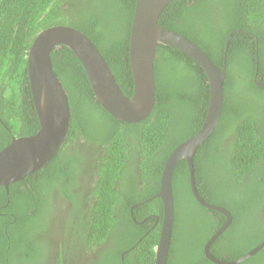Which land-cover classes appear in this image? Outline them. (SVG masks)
<instances>
[{
    "label": "trees",
    "instance_id": "16d2710c",
    "mask_svg": "<svg viewBox=\"0 0 264 264\" xmlns=\"http://www.w3.org/2000/svg\"><path fill=\"white\" fill-rule=\"evenodd\" d=\"M134 1L0 0V118H6L4 122L11 128V132L6 131L0 122V149L11 141V133L14 136H21L35 132L14 133L16 127L18 129L23 127L22 118L17 119V117L20 115V102L24 96L29 98L27 103L30 102V111L35 114L31 92L29 86L26 85L28 82L26 56L28 47L37 32L52 25L66 24L85 33L100 50H103V44L108 45L107 41L110 42V47L114 51L124 50L128 45V26ZM190 1L172 0L162 12L160 23L189 38L192 36L193 39H191L199 45L209 41L203 37L202 32L207 28L212 29L213 39L219 44L220 49L224 37L231 28H241L253 32L258 38L255 41V37L250 34L239 33H234L231 36L225 60L226 77L223 83L224 101L221 118L215 131L197 148L194 155V165L197 167V155L206 142L220 129L227 128L231 133L233 132L229 141L219 149L231 159L225 161L229 165L233 163L234 166L223 168L218 181L210 180L209 185L214 186L211 188L213 199L206 197L197 188L202 198L226 207L233 215L229 228L212 244L215 247L224 238L229 241L228 235L230 242H234V246L229 251L227 249L214 252V255L220 260L232 261L264 240V215L261 216V213L264 212V86H256L252 81L256 65L255 56L257 55L259 60L257 77L259 82L264 83V0H196L190 5H185ZM65 2L71 4V8L66 11L63 9ZM206 6H211L217 14H211L212 12L203 14L200 7L204 9ZM67 13L69 15H66ZM169 14L187 22L181 24L174 21ZM199 19L203 22H200ZM116 24L118 26H115ZM256 46L258 52H256ZM164 50H173L181 56H186L172 47L159 45L157 48L158 57ZM56 51L51 52L52 60H55L58 54ZM61 51L77 65L75 70L70 65L67 66L68 72L61 73L57 62L53 63L54 72L67 92L72 108L71 112L75 116L86 110L87 101H84L86 91L93 92L77 57L66 47H63ZM207 54L218 67L222 66L223 58L218 61L209 51ZM189 59V62L195 64V67L187 64L185 69L189 70L190 74L185 76L184 72L180 77L176 78L175 76V81L179 84L176 82L172 86L171 101L168 100L165 105L164 96L160 93V100L156 103L154 111L143 121L146 125L144 139L147 144H145V151L141 155L143 159L140 161V170L143 171L146 178L153 169L151 172L153 188L155 181L156 185H159L158 175L168 152L178 143L194 135L205 116L208 97L206 74L197 63L191 58ZM74 71L76 73H73ZM193 72L200 76L201 86L205 87L206 93L200 104L198 99L188 100L189 102L184 104L180 93L183 92L184 82L189 84L194 78V74L191 75ZM155 73L157 76V62H155ZM77 80L81 85L82 99L78 97L75 85ZM190 94L194 95L193 91L187 92V95ZM15 110H18V115ZM166 111L170 113L165 115ZM72 119L68 134H73L77 130ZM115 121L122 123L118 120ZM194 126L195 129H193ZM83 130L84 128H82ZM145 131H148V134ZM148 142L150 148L147 150ZM108 152L111 153V149ZM60 156L52 159L44 168L28 175L24 181L12 183L8 189L0 187V205H5L0 208V264H29L31 259H35L36 249L26 228H30L33 221L41 216V213L45 219V215L47 216L50 212V207L54 204V188H58L61 200L63 198L74 199L69 195L72 193V185L69 187L68 181L73 179L70 169L77 170L75 163L79 164L81 159L77 156L69 159V154L66 152ZM161 163L162 166H160ZM120 169L121 167L118 169L109 167L100 170V180L96 186L99 195L97 200L101 202L97 204L98 208L94 218L90 217L89 226L92 225L91 230L94 233L101 232L103 236L109 234L116 238L113 239V248L110 247L106 254L104 252L105 257H101V262L102 264H154V249L160 234V222L153 228L150 227L154 218L145 219L142 224L134 222V219H142L145 210L142 212L139 207L130 210L129 205L139 203L146 198L139 196V193L127 195L125 193L128 190L125 191V189H122V194H120L112 188L111 180L116 178L115 174L123 173V169L119 171ZM187 169V163L180 160L172 174L174 224L166 264H215L202 254L203 242L199 243L196 240L200 228L206 227L207 234L210 232L208 227L212 221L206 219L203 212H206L207 209L197 203L191 193ZM215 175H219V173H211L212 177ZM199 176L200 170H196V180ZM47 180L50 181L49 184L53 185L52 187L47 186ZM203 180L205 181V179ZM39 184L44 187L43 189L47 187L46 190H39L37 188L40 186ZM131 187V190L134 191L137 188L135 183ZM217 187L225 189L226 194L216 192ZM110 189L114 192H111ZM216 193L218 199H216ZM38 197L41 198L38 199ZM219 197H225L226 200ZM156 200L159 209L156 210L152 205L153 211L156 210V214L162 215L161 201L160 199ZM38 201H40V206ZM185 201L190 204H188L189 211L193 209V217L187 216ZM61 206L65 207L56 205L54 211ZM197 209L203 212L198 215ZM260 209L263 211L259 212ZM8 210L18 216L17 222H11L13 217L3 214ZM69 214L73 217L77 215L73 210H70ZM197 215L198 217H196ZM183 220H185V225ZM68 225L67 223L66 226ZM179 229L185 232L178 233ZM25 234L28 235L24 236ZM239 264H264V247Z\"/></svg>",
    "mask_w": 264,
    "mask_h": 264
},
{
    "label": "flooded vegetation",
    "instance_id": "af4514ba",
    "mask_svg": "<svg viewBox=\"0 0 264 264\" xmlns=\"http://www.w3.org/2000/svg\"><path fill=\"white\" fill-rule=\"evenodd\" d=\"M195 1L196 0H191L190 3L186 2L185 5H190ZM70 8H71V4H68L67 2L63 4V9L65 11ZM200 9L203 14H206L207 12H212L211 14H217L211 6H206L204 9L203 7H200ZM66 15H69V13H67ZM169 16L172 18V20L177 21L181 24H184L185 22H187V21H181L173 17L172 14H169ZM132 17H133V10L131 14V20L128 26L129 27L128 45L126 49L119 50L117 52L114 51L110 47V42H108L105 38L104 39L107 41L108 45L106 46L103 44L104 51L102 49L100 50L99 48L100 53L103 56L108 66V69L113 74L116 83L120 87L121 91L128 97L131 96L133 92V78H132V72H131V66H130V49H129V34L131 30ZM211 21L215 22L213 20ZM200 22H203V21L200 20ZM115 26H118V24H116ZM211 30L212 29L207 28L204 32H202L203 37H205L207 40L209 39V41H207L206 43H201L200 45L202 47L201 46L200 47L205 52L209 51V53L213 55L215 60H218V61L221 60L222 58L224 59L225 44L229 42L231 36L234 33L250 34L251 36H253L254 34L253 32H249L241 28H231L227 32L226 36L224 37L222 47L220 49L219 44H217L213 39L214 36ZM244 37H242V39H244ZM255 38H254L255 41H257L258 40L257 36ZM126 41H127V37H126ZM92 42L94 43V41ZM94 44L96 45V43ZM227 45L229 47V44ZM63 47L65 46H62L60 49H56L57 51L54 50L58 52V54L55 60L51 59V63L53 65L54 62H57V67L59 71L61 73H66L68 72L67 66L71 65L74 67V70H75L77 65H75L68 57H66L63 51H61ZM257 50H258V47L256 46V52H258ZM187 57H188L187 55L181 56L179 55V53H176L173 50L161 51L159 57L156 60L157 73H158L157 76L155 73V86H156V94L158 98V99L156 98V103H158V100H160L159 98L160 93H162V95L164 96L163 99H164L165 105L168 100L171 101V92L173 90L172 86L174 83L177 82L175 81V76L176 78L180 77L184 72H185V76L187 74H190L188 73L189 70L185 69V67H187V64L188 65L190 64V66L195 67V64L189 62L190 57L188 58ZM256 58H257V62H256ZM77 60L79 61L78 58ZM258 61H259L258 56L256 55L255 56L256 65H255L254 75L252 77V81L254 85L256 86H260V85L255 84L254 82V78L256 77L255 71H257V76H258V68H259ZM79 63L81 64L80 61ZM65 67H66V70H65ZM154 67H155V64H154ZM73 73H76V71H74ZM84 74L86 76L85 70H84ZM192 74H194V78L189 82V84L188 83L186 84L184 82V85L182 87L183 92L180 93L182 94V99H183L184 104L188 103L189 102L188 100H191V99H195V100L198 99V102L200 104L201 99L205 96V93H206L205 87L201 86L200 76L196 72L191 73V75ZM26 75H27V68H26ZM86 79L92 90L91 84L87 76H86ZM256 79L258 81V77ZM26 85L28 86V82L26 83ZM75 85L77 86L78 97L82 99L83 95L81 93V85L78 82V80L75 82ZM190 91H193L194 95L192 94L187 95V92H190ZM208 94H209V90H208ZM86 96H88V99H86ZM180 99H181V96L179 97V100ZM27 101H29V98L27 99V96H24L20 102L21 110H20V115L17 117V119L20 117L22 118L23 127L19 129V133H30L33 131L36 132L39 128V121L36 116L35 107H34V104H32L33 99H32L31 104L34 108L35 114H33L30 111V108H29L30 102L27 103ZM84 101H87V107L85 111L75 116H73L71 112V119L76 117L75 119H72V120L75 123L77 130H75L73 134L67 135L64 145L52 158V159L54 158L56 159V157L63 155L64 152H66L69 154V157H68L69 159H71L74 156H77L78 158L81 159V162L79 164L75 163L77 170H75L74 168L70 169V173H72L73 179L71 181H68L69 187L70 185H72L71 187L72 193L69 195L73 196L74 199H69V198L64 199L63 198L61 200V198H59V193L57 191L58 188L57 187L54 188L55 189V193H53L54 204L50 207V212L47 214V216L45 215V219H44L43 214L41 213V216L37 218L36 221H33L30 228H26L27 230L26 232L30 233L29 238H31L32 242L34 243V247L36 249L35 250L36 253L34 255L35 259H31V261H29V264H102L101 257H105V254L107 253L108 249L112 247V243H114V240L116 239L114 238L113 235L105 234L103 236L101 232L94 233V231L91 230L92 225L89 226L90 217L92 219L94 218L95 212L98 208L97 204L101 202L100 200L99 202L97 200L99 195H98L96 186L98 185V182L100 180V173H101L100 170H102L103 168L108 169L110 167V169L112 168L118 169V167L119 168L121 167V169H123V173H116L115 174L116 178L111 180L112 188L115 191L120 192V194H122L121 193L122 189H125V191L128 190L125 193L127 195L128 194L137 195L139 193V196H143L146 198V199H143L139 203L129 205L130 210L134 207H139L142 212L145 210L144 211L145 214L142 215L143 217L141 220L134 219V222L136 224H142V222L145 219L154 218L155 220L152 222V226L150 227V228H153L154 226L158 225L160 222V220L157 221L155 217L156 216L160 217L161 215L156 214L155 212L156 210L159 209V204L156 199H160V197L157 195L160 191L161 173H162L163 167L160 168V172L158 175L159 185H156V181H155L154 188L152 186L153 181H151V172L153 171V169L150 171V175L148 174L146 178L144 177L143 171L140 170V166H141L140 161H142L143 159L141 155H143V151H145V144H147V141H145L144 139V130H145L144 127L146 125H144L143 121L146 118H148L154 110L151 111V113L145 119L137 123H127V122H124V121H121V120H118L112 117L104 109V107L100 104V102L97 100L96 96L94 95V92L90 93L89 91L88 92L86 91ZM207 105H208V97H207ZM207 105H206V109H207ZM69 106H70V109L72 110L70 102H69ZM15 112H16V115H18V110H15ZM167 113H170V112L166 111L165 115H167ZM10 118L12 117L10 116ZM5 119L1 117L0 122L3 124L6 131L11 132L10 131L11 128L7 125V123L4 122ZM17 119H15L16 122H17ZM114 119L122 123L121 124L117 123ZM202 122L200 123V126ZM82 128H84L83 131H82ZM195 128L196 127L194 126L193 129ZM145 133L148 134V131H145ZM13 135L14 134L11 133L10 137H12ZM231 135H233V132L231 133L230 129H227V128L220 129L208 142H206V144L201 148L199 154L197 155V159H196L198 163L197 167L196 165H194L196 190L198 188L201 191V193H203L206 197L210 199H213L211 195V192L213 193V190L211 188L214 187V186L209 185L210 180L216 179L218 181L221 170L223 168L234 166L233 163L229 165L227 161H230L231 159L229 158L228 155H225V153L219 149L222 145H224L225 143L229 141V139L231 138ZM149 148H150V143L148 142L147 150ZM109 149H111V153L108 152ZM154 149L155 148L153 146V150ZM169 153L170 152H168V154ZM50 161L48 162V164L50 163ZM154 163L156 162L154 161ZM193 164H194V159H193ZM160 166H162V163L160 164ZM121 169L119 171H121ZM196 170L197 171L200 170V176L198 177L197 180H196ZM211 173H214V174L219 173V175H215V177H212ZM203 179H205V181ZM48 180L51 181L52 179H48ZM188 180H189V171H188ZM50 181L47 183L48 187L53 186L49 184ZM134 183H135V187L137 186L135 191L131 190L132 189L131 185ZM41 186L42 185L37 186V188H39V190H42V191L46 190L47 187L43 189L44 187L43 186L41 187ZM217 186L219 185L217 184ZM110 190L111 192H114L112 191V189ZM216 192H223L226 194V190L222 189L221 187H217ZM104 193H106V191H104ZM191 193H192V189H191ZM148 195L150 196L147 198ZM192 195L194 199L197 201V203H199L200 205H203L196 199L193 193ZM41 197H44V196H41ZM41 197H38V199H40ZM217 197L218 196L216 193V199H218ZM219 198H221L222 200H226L225 197H219ZM204 200L207 201L208 199H204ZM207 202L215 206H221L230 213L231 221L228 224V226L222 231L223 233L229 228V225L232 222V219H233L232 213L226 207L219 205L218 203H214L212 201L210 202V200H208ZM216 202H219V201H216ZM188 204L189 203L185 201V205L187 208L186 213L188 214L187 216L193 217L192 213L194 211L193 209L189 211L188 207L190 204L189 205ZM38 205L40 206V201H38ZM56 205L58 206L64 205L65 207L62 208L61 206V208H58L57 210L55 209L56 211H54V208ZM152 205L156 208L155 211H153ZM1 207H5V205H0V208ZM205 208L207 209L206 212L205 211L203 212L200 209H197V214L200 215V213L203 212L206 219L212 221L211 223H209V227H208L210 232H208L207 234L208 230H206V227L200 228V233L198 230L196 240L199 241V243L203 242L202 243V254L208 260H210L205 252V245L210 240V238L216 232L220 230V228L225 223L227 216L223 212L217 211L216 209L214 210L213 208H207L206 206ZM70 210L75 211L77 215L73 217L71 214H69ZM262 211L263 210L261 209L259 210V212H262ZM3 214L8 215L9 217H13V220H11V222H17L18 220V216H16V214L14 212H11L10 210H8L6 213H3ZM131 214L133 215L132 212ZM198 215L196 217H198ZM263 215H264V212L261 213V216ZM182 222L185 225V220H183ZM67 223L69 224L68 226H66ZM181 232H185V231L179 229L178 233H181ZM221 234H219L217 238ZM27 235L28 234H25L24 236H27ZM118 236L119 234L117 235V238ZM227 237L229 241H227V239L224 238L221 240V242L217 246L214 247L212 246V244L217 239L215 238L212 241V243L209 245L207 250L213 257L217 258L214 255V252H221L227 249L229 251V249L232 248V246H234V242H230V238L228 235ZM179 239H182V238H179ZM232 241H233V238H232Z\"/></svg>",
    "mask_w": 264,
    "mask_h": 264
},
{
    "label": "water",
    "instance_id": "95a60500",
    "mask_svg": "<svg viewBox=\"0 0 264 264\" xmlns=\"http://www.w3.org/2000/svg\"><path fill=\"white\" fill-rule=\"evenodd\" d=\"M171 1L134 2L129 34L133 92L129 97L116 83L99 48L80 30L60 24L45 27L35 35L28 48L26 68L39 128L30 135H13L11 141L0 149V187L8 189L10 184L24 181L31 173L44 168L65 143L71 123V109L67 92L53 70L52 51L62 46L71 50L81 62L94 95L104 109L118 120L137 123L145 119L156 105L154 64L158 58L157 48L159 45L172 47L190 57L203 69L209 94L200 128L170 151L162 168L161 186L157 195L162 203V215L155 217L157 221L160 220V234L154 249V264H166L167 261L174 224L172 174L180 160L187 163L189 184L196 199L207 208L216 209L227 216L220 230L205 245L208 258L215 264H239L263 248L264 240L232 261L219 260L208 252L212 241L230 223L231 215L225 208L207 202L196 192L193 164L197 148L213 133L221 118L229 42L225 44L223 64L218 67L199 44L160 23L161 14ZM255 73V84L264 86V83L257 81V71Z\"/></svg>",
    "mask_w": 264,
    "mask_h": 264
},
{
    "label": "rangeland",
    "instance_id": "374dc122",
    "mask_svg": "<svg viewBox=\"0 0 264 264\" xmlns=\"http://www.w3.org/2000/svg\"><path fill=\"white\" fill-rule=\"evenodd\" d=\"M18 132H19V129L16 127L14 133L18 134Z\"/></svg>",
    "mask_w": 264,
    "mask_h": 264
},
{
    "label": "bare ground",
    "instance_id": "6f19581e",
    "mask_svg": "<svg viewBox=\"0 0 264 264\" xmlns=\"http://www.w3.org/2000/svg\"><path fill=\"white\" fill-rule=\"evenodd\" d=\"M214 131H215V130H214ZM214 131H213V132H214ZM173 197H174V196H173Z\"/></svg>",
    "mask_w": 264,
    "mask_h": 264
},
{
    "label": "clouds",
    "instance_id": "9594fccd",
    "mask_svg": "<svg viewBox=\"0 0 264 264\" xmlns=\"http://www.w3.org/2000/svg\"><path fill=\"white\" fill-rule=\"evenodd\" d=\"M198 192V191H197ZM199 194V193H198ZM200 195V194H199Z\"/></svg>",
    "mask_w": 264,
    "mask_h": 264
}]
</instances>
